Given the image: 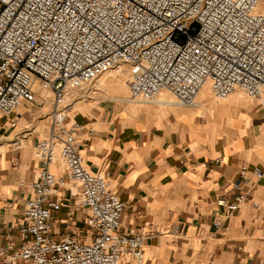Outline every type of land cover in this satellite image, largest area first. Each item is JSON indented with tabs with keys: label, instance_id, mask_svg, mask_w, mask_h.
<instances>
[{
	"label": "built area",
	"instance_id": "obj_1",
	"mask_svg": "<svg viewBox=\"0 0 264 264\" xmlns=\"http://www.w3.org/2000/svg\"><path fill=\"white\" fill-rule=\"evenodd\" d=\"M259 3L0 0V129L8 121L16 127L11 116L26 104L39 100L38 106H51L47 136L34 145L37 176L20 181L28 193L18 224L20 242L5 238L0 264H140L149 238L177 235L176 226L154 223L121 230L125 203L102 174L84 164L83 131L94 129L76 120L70 95L127 65L131 101H149L167 91L179 105L190 106L206 82L218 99L235 91L261 98L264 12ZM57 160L65 176L51 172ZM252 174L257 181L264 178L259 166ZM243 183L241 173L232 188L240 190ZM247 197L243 192L232 200L222 196L216 206L228 218L242 203L258 207ZM62 208L67 219L82 213L84 231H55L52 214ZM214 227L221 224L214 222Z\"/></svg>",
	"mask_w": 264,
	"mask_h": 264
},
{
	"label": "crops",
	"instance_id": "obj_2",
	"mask_svg": "<svg viewBox=\"0 0 264 264\" xmlns=\"http://www.w3.org/2000/svg\"><path fill=\"white\" fill-rule=\"evenodd\" d=\"M28 108L20 107L11 118L20 123ZM196 110L201 111L192 107L182 114L178 108L164 118L126 124L108 116L86 123L95 129L82 135L84 164L102 174L125 203L121 230L150 223L177 227L176 236L149 238L140 264H264V178L257 181L252 174L253 166L264 171L256 145L264 116L232 99L214 108L215 119L207 120L203 114L204 118L191 121L187 113ZM179 116L190 120L195 136L188 135ZM4 128L0 129V245L7 236L20 242L18 224L28 195L20 181L34 180L40 167L31 155L37 139L8 136L9 121ZM50 170L65 176L61 163L55 162ZM241 173L245 183L240 190L233 189ZM242 192L258 207L245 202L225 218L216 201L222 196L232 200ZM65 212V208L53 212L55 231L66 227L84 231L82 213L67 219ZM214 222L221 224L220 229Z\"/></svg>",
	"mask_w": 264,
	"mask_h": 264
},
{
	"label": "rangeland",
	"instance_id": "obj_3",
	"mask_svg": "<svg viewBox=\"0 0 264 264\" xmlns=\"http://www.w3.org/2000/svg\"><path fill=\"white\" fill-rule=\"evenodd\" d=\"M258 10L261 11L260 9ZM117 69H129L128 72L123 76L124 86L127 90L126 97L128 98L129 92L126 82L128 79V73L130 71V68L127 65H120ZM114 75V70H111L105 74L98 76L97 79L91 84L84 85L81 90H77L71 93L70 96L74 98L72 103L74 104V101L78 100V102L73 105V108L77 111L76 120L79 123H91L93 121L101 120L102 118H105L107 116L109 119L121 121L122 124H126L127 122L130 123L134 120L150 121L158 117L164 118L167 116L168 113L175 112L177 110L175 109L171 111L172 107H157L147 103L139 104L131 102L119 104L113 99L116 95L115 85L113 82L106 83L104 85H99L101 79L105 77L110 79ZM163 92H166L169 95V99L176 100L167 91ZM207 99L208 102L204 104L205 110H196L193 113H187V115L193 117L190 118L191 121L197 116L204 118L206 114L208 115L207 120H210V118L215 119L216 114H214V108L218 107L219 105L221 106L223 104L228 103L231 99L232 102L236 103L237 106L258 110V113L264 116V95L261 98H249L245 96L242 92L235 91L229 96V98L225 100H219L213 95V93L210 91V88H208ZM197 100L198 98H196V101ZM216 101L219 102V105H216ZM38 103L39 100H37V104L29 105V108L27 109L29 112L24 115V118L20 123L18 121L16 127L11 128L12 132L6 133L8 136H10L11 133L14 135L15 138L18 139H21L25 135L26 138L32 137V139L36 138L37 140L43 139L47 136L49 121L47 115L50 112L51 106L49 102H45L41 106H38ZM190 108H192V106H181L179 107V110H182L181 112L182 114H184V112L188 111L183 110H187ZM203 114L205 115L203 116ZM179 120H183L182 123L187 126L188 135L195 136L193 133V126L189 123L190 120H188V118L185 116H179ZM87 127H91V125H87ZM92 128L95 129L94 127ZM26 132H30L31 136H28ZM31 145V155L35 160L36 154L34 145L33 143ZM256 145L258 149L257 154L264 158V128H261V134L260 137L256 139ZM56 162L59 163L58 160Z\"/></svg>",
	"mask_w": 264,
	"mask_h": 264
},
{
	"label": "bare ground",
	"instance_id": "obj_4",
	"mask_svg": "<svg viewBox=\"0 0 264 264\" xmlns=\"http://www.w3.org/2000/svg\"><path fill=\"white\" fill-rule=\"evenodd\" d=\"M264 0H260V3H259V6H258V9H260L262 12L264 11ZM129 70V69H128ZM128 70H121V69H116L114 70V76H112V78L108 79V78H103L100 80L99 82V85H104L106 83H114L115 85V90H116V95L114 96V100L116 102H118L119 104H122V103H131V102H134V103H139V104H152L154 106H157V107H165V106H168V107H172V110H175V109H178L179 107H181V105H179V103L177 102V100H173V99H169V95L166 93V92H163V91H160L159 93L156 94V96L149 100V101H140V100H134V101H131L129 100L127 97H126V93H127V90L124 86V81H123V76L128 72ZM208 83H204L203 86L201 87V89L199 90L198 94H197V97L198 100L193 102V104H191L190 106L194 107V108H198V109H205L204 108V104H206L208 101L207 99V96H208ZM169 93V92H168ZM233 94V93H232ZM231 95V94H230ZM229 95V96H230ZM229 96L227 98H229ZM217 98V97H216ZM218 99V98H217ZM219 100H222V99H219ZM77 101L74 102L77 103ZM80 102V101H79ZM216 105H219V102L216 101L215 102ZM73 104V105H74ZM23 109V108H22ZM72 113H77L76 109L73 108L72 106ZM264 156V154H263ZM57 164V162H56ZM53 172V170L51 171Z\"/></svg>",
	"mask_w": 264,
	"mask_h": 264
}]
</instances>
